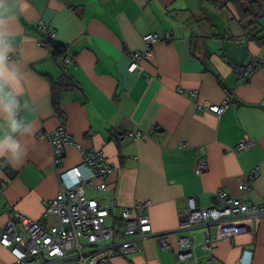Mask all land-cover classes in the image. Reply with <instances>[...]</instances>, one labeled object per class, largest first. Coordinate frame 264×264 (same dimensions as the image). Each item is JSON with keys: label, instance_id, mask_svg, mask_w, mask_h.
I'll return each mask as SVG.
<instances>
[{"label": "crops", "instance_id": "1", "mask_svg": "<svg viewBox=\"0 0 264 264\" xmlns=\"http://www.w3.org/2000/svg\"><path fill=\"white\" fill-rule=\"evenodd\" d=\"M262 16L239 20L229 0H0V33L6 37L0 50L18 81L4 88L0 101V221L15 209L45 225L56 222L55 214L44 213L47 201L76 182L70 168L82 155L78 143H68L56 166L47 139L36 132L62 127L81 146L100 148L109 159L113 214L120 216L122 205L147 201L153 231L166 232L171 244L161 248L147 235L141 250L113 254L110 264H176L177 237L192 233L194 256L203 264H264V215L210 224L211 251L201 247L203 226L181 228L178 219L188 196L210 205L217 189L239 193L238 181L254 168L258 176L246 196L264 207V66L245 82L231 71L235 64L264 58V44L246 33L251 26L252 33L264 28ZM41 22L52 40L69 45L74 62L62 65L41 43ZM148 31L161 40L135 69L132 52L145 49L142 34ZM59 65L76 87L63 93L57 114L51 80L59 77ZM182 87L196 91L194 97L181 94ZM226 92L233 103L220 115L198 107L205 100L220 101ZM4 103L12 105L11 113ZM136 127L143 134L127 137ZM241 139L252 144L234 151ZM13 142L19 144V159L8 149ZM201 157L205 166L197 172ZM80 168L88 173L85 165ZM14 260L0 244V264ZM26 264L76 263L30 259Z\"/></svg>", "mask_w": 264, "mask_h": 264}, {"label": "built area", "instance_id": "2", "mask_svg": "<svg viewBox=\"0 0 264 264\" xmlns=\"http://www.w3.org/2000/svg\"><path fill=\"white\" fill-rule=\"evenodd\" d=\"M38 28L46 35H51L45 23H39ZM155 32L142 34L145 43L150 44L158 39ZM5 43V37L0 34V45ZM143 56L140 51L132 52V66L140 68L139 59ZM70 61V58H68ZM264 61L262 57H255L250 65H257ZM244 80H248L243 78ZM223 100V101H222ZM219 105H207L205 102L198 104L213 113L220 115L225 109L223 98ZM61 129H54L45 133L37 132L38 137L47 135L52 147L55 163L61 152L63 143L67 138ZM252 144L249 139H241L234 146V151H240ZM85 158L93 164L94 171L90 176L100 177V182L93 183L82 175L78 165H73L71 171L77 177L72 185L61 187L54 197L47 201L44 213H52L57 217V222L45 225L39 219H32L18 210L6 212V220L0 221V244L7 246L14 256L13 264H26L30 259L45 263L52 260H64L78 264H109L113 254L128 255L142 249L143 238L152 233L159 247L171 249L166 232H155L149 215L144 213L147 202H135L132 205L122 206L120 216L122 226L120 231L114 226L112 209L113 197L107 193L105 183L107 175L113 167L100 165L102 157L100 151H84ZM84 164L86 161L84 159ZM105 166V167H104ZM205 166L204 158H200V165L195 168L201 172ZM258 171L256 168L238 181L239 193H229L223 189L215 191V202L210 205H199L193 195L187 197L186 205L178 210V219L181 228L203 226L201 247L211 251L214 240L209 232V225L222 223L229 217H259L264 215V207L249 202L248 194L250 182L255 179ZM93 194H87L86 189ZM87 197H91L87 202ZM116 233H119L116 235ZM196 233L181 235L176 239L174 258L176 264L193 258L196 264H203L194 256L196 248ZM231 239V238H230ZM244 257L240 256V260Z\"/></svg>", "mask_w": 264, "mask_h": 264}, {"label": "trees", "instance_id": "3", "mask_svg": "<svg viewBox=\"0 0 264 264\" xmlns=\"http://www.w3.org/2000/svg\"><path fill=\"white\" fill-rule=\"evenodd\" d=\"M206 1L207 2H210L211 4H217V3L219 4V2L221 0H206ZM229 1L232 2L235 5L236 12H237V14L239 16V20H243L246 17L251 16V18L254 21H257V19L260 16L264 15V1H262V0H250L248 2V5H243L242 4V0H229ZM252 29H253V26L250 27V30L247 29L248 31L246 33L249 34V38L255 39V41L256 42H259L260 44H264V32L262 33V35L259 36V33L261 32V30L264 31V28H260L255 33H252ZM148 32H155V31H148ZM155 33H157V32H155ZM158 36L159 37H158V39L156 41H154V42H152L150 44L144 43V45L146 44L145 49L140 51L143 54V56L141 57L142 59H143V57L149 56L148 53L152 50L153 45L156 42H158V41L161 40V37H160L159 34H158ZM40 41H41V43L48 44V46L52 50L53 54H57V55H59L62 58V62H61L62 65H65V64H67V63L70 62L68 60V58H70V56L73 53V51L70 50L69 45L59 44V43L55 42L54 40H52V36L46 35V34H42V33H41ZM67 51L69 52L68 53L69 56L67 55ZM254 58L255 57H253L252 59H254ZM251 60H249V62H247L245 64L250 63ZM131 61H132V55H131ZM241 65H243V64H241ZM59 68H60V75H59V77L57 79H55V80H51V105H52V109L57 114L61 112V100H62L63 93L67 89H69V88L73 89L74 87H76V83H75L74 79L71 76L67 75L65 72H63L64 70L62 69V67L60 65H59ZM248 80H244L242 82H245V81H248ZM195 93H196V91H194V90H187L186 91V90H184L183 87L181 88V94L185 95L187 98L188 97L193 98L194 97L193 95H195ZM225 97H226V100L223 102V104L225 105L224 111L233 103V96H232L231 93L229 94V92H226V94L223 96V98H225ZM202 108L204 109V107H202ZM54 129H61L63 131L62 134H64L67 138H70L67 142L63 143V145L61 147V152H60V154L58 156V162L55 163L54 156L52 154V147L50 145V141H49V139H48V137H47L46 134L43 136L44 138L47 139V142H48V144L50 146L51 154H52L53 161H54L55 165L57 166V165H59L61 163V157H62V154H63L64 146L66 144H68V143H78L79 146H80V152H81V155H82V161H81L82 163L77 164V165L79 166V168H80L81 165H85L86 169L88 170V173L86 175H84L83 173H82V175L84 177L88 178V180L91 181V182H93V183H97V182L99 183L101 181L99 176H97V175H95L96 177L90 176V171L93 172L94 171V167H93V164L92 163H89L86 160V158H85L86 153L84 151H88V150L90 152H92V151H100V153L102 154V157L99 159V164L106 166L107 165L106 161H107L111 165L109 159L104 154V152L102 151V149L97 148V147H88V148L83 147V146H81V144L79 142H77V140L75 139V137L71 133L66 132L64 128L57 127V128H54ZM54 129L46 130L45 133H47L49 131H52ZM37 132H36V135H37ZM142 134L143 133L140 130V128L139 127H136L133 130L127 132L126 135H127V137H139ZM117 137L119 138L120 136H117ZM124 137H126V136H124ZM119 142L120 141H117V143H119ZM84 159L86 161V164H84ZM71 167H73V166H71ZM80 170H81V168H80ZM72 175L77 180V177L74 175L73 172H72ZM108 176H110V175L108 174L107 177H106V180H105L106 185L108 184ZM87 190H90V189H88V188L86 189V193L87 194H89V192H90V195L93 194L92 190H90V191H87ZM109 190L110 189L106 190L107 193H110ZM112 197H113V201L115 203V198H114L113 195H112ZM122 206H127V205H122ZM122 206L120 207L119 212L121 211ZM114 209H115V206L112 209V214H113ZM144 213H146L145 207H144ZM113 222H115L117 224V227H116L117 228V231H120V228L122 226L121 219L117 215H114L113 214ZM118 234L119 233H116V235H118Z\"/></svg>", "mask_w": 264, "mask_h": 264}, {"label": "clouds", "instance_id": "4", "mask_svg": "<svg viewBox=\"0 0 264 264\" xmlns=\"http://www.w3.org/2000/svg\"><path fill=\"white\" fill-rule=\"evenodd\" d=\"M13 82H18L16 73L7 68L5 53L2 50H0V101L4 100L3 98L4 88L8 85H12ZM7 95L11 96L10 93ZM3 107H4V111H6L7 113L12 112V105L4 103ZM10 129H11V132L13 133L18 131V125L14 118L10 120ZM18 148H19V144L15 142L8 145V149L12 153L13 159L20 158V156L17 153ZM0 155H3L2 151H0Z\"/></svg>", "mask_w": 264, "mask_h": 264}, {"label": "bare ground", "instance_id": "5", "mask_svg": "<svg viewBox=\"0 0 264 264\" xmlns=\"http://www.w3.org/2000/svg\"><path fill=\"white\" fill-rule=\"evenodd\" d=\"M264 66V61L260 64L251 66L248 64H235L231 67V71L234 73L238 81H243V78L250 79V77L256 72L259 67Z\"/></svg>", "mask_w": 264, "mask_h": 264}, {"label": "rangeland", "instance_id": "6", "mask_svg": "<svg viewBox=\"0 0 264 264\" xmlns=\"http://www.w3.org/2000/svg\"><path fill=\"white\" fill-rule=\"evenodd\" d=\"M262 1H264V0H262ZM263 17V16H262ZM221 27H223L222 25H221ZM1 34V33H0ZM144 34V33H143ZM3 36H4V34H2ZM5 37V36H4ZM5 42H6V37H5ZM2 45V44H1ZM75 57H73V56H71L70 57V63L71 62H74V59ZM76 83V82H75ZM222 100V99H221ZM220 100V101H221ZM220 101H212V100H205V103L207 104V105H219L220 103ZM212 112V111H211ZM248 148V147H247ZM246 149V148H245ZM206 161H207V159H206ZM82 163V162H81ZM75 165H77V164H75ZM59 191H60V189H59ZM58 191V192H59ZM57 192V193H58ZM57 193H56V195H57ZM90 198L91 197H87V202L90 200ZM56 222H57V220H56ZM56 222H53L52 224H54V223H56ZM115 225V227H117V224L115 223L114 224ZM148 235H153L152 233H149ZM147 236V235H146ZM174 250H175V248L174 249H172V253H174ZM71 263H76V262H73V261H70ZM76 264H78V263H76ZM109 264H110V261H109Z\"/></svg>", "mask_w": 264, "mask_h": 264}]
</instances>
